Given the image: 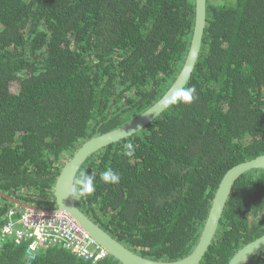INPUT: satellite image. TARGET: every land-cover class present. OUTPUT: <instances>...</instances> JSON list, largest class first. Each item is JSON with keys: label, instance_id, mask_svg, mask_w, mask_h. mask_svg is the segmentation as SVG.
<instances>
[{"label": "trees", "instance_id": "obj_1", "mask_svg": "<svg viewBox=\"0 0 264 264\" xmlns=\"http://www.w3.org/2000/svg\"><path fill=\"white\" fill-rule=\"evenodd\" d=\"M206 10L183 88L195 87L194 101L171 104L94 153L77 177L93 174L95 192L73 191L86 216L151 259L191 253L225 172L264 154V0H207ZM194 15V0H0V192L54 207L57 163L165 93L187 55ZM129 142L133 158L123 155ZM108 167L118 184L100 179ZM10 207L0 196V233ZM263 234L264 171L252 170L235 182L200 264H227ZM26 259L25 243L0 234V264H121L109 256L91 263L61 246ZM248 264H264V251Z\"/></svg>", "mask_w": 264, "mask_h": 264}, {"label": "water", "instance_id": "obj_2", "mask_svg": "<svg viewBox=\"0 0 264 264\" xmlns=\"http://www.w3.org/2000/svg\"><path fill=\"white\" fill-rule=\"evenodd\" d=\"M194 4L195 17L192 24L193 31L190 45L183 65L169 88L149 108L128 123L83 141L72 153L71 157L61 166L55 181L53 192L56 207L55 212L70 216L83 232L109 254V257L116 259L121 264H200L202 258L205 256L204 254L208 251L218 233L219 223L235 182L249 171H264L263 154L238 163L225 172L214 193L198 243L191 253L175 261L151 259L131 251L76 206L73 189L78 172L85 161L97 151L144 129L169 108L171 104L165 99L170 97L172 92L183 89L190 80L200 56L207 16V0H194ZM0 196L23 209L37 210L2 192H0ZM262 251H264V234L234 252L227 264H248Z\"/></svg>", "mask_w": 264, "mask_h": 264}, {"label": "built area", "instance_id": "obj_3", "mask_svg": "<svg viewBox=\"0 0 264 264\" xmlns=\"http://www.w3.org/2000/svg\"><path fill=\"white\" fill-rule=\"evenodd\" d=\"M35 208L37 210L19 209L18 206L10 208L0 233L2 237L13 238L17 245L25 243L28 263L38 251L56 246L65 247L77 258L91 263L109 256L70 216L55 210Z\"/></svg>", "mask_w": 264, "mask_h": 264}, {"label": "clouds", "instance_id": "obj_4", "mask_svg": "<svg viewBox=\"0 0 264 264\" xmlns=\"http://www.w3.org/2000/svg\"><path fill=\"white\" fill-rule=\"evenodd\" d=\"M196 89L195 87H189L185 89H179L170 95L167 100L170 104L184 103L191 104L195 99ZM123 155L127 158H133L135 156L134 145L129 142L123 145ZM95 179L93 174H86V172L79 175L75 180V187L73 189L77 198H87L95 192ZM100 179L105 184L115 185L120 181V175L114 171L111 167H108L102 172ZM34 207V206H31ZM35 208V207H34Z\"/></svg>", "mask_w": 264, "mask_h": 264}, {"label": "rangeland", "instance_id": "obj_5", "mask_svg": "<svg viewBox=\"0 0 264 264\" xmlns=\"http://www.w3.org/2000/svg\"><path fill=\"white\" fill-rule=\"evenodd\" d=\"M73 151H74V150H73ZM73 151H72V152H73ZM71 154H72V153H70L69 155H67V156L65 157V159H64L63 161H60L59 163H57V165L61 167V166H62V165H63V164H64V163H65V162L71 157V156H70ZM43 206H44V207H47V208H49V209L52 208V205H51L50 203H46V204H44Z\"/></svg>", "mask_w": 264, "mask_h": 264}, {"label": "bare ground", "instance_id": "obj_6", "mask_svg": "<svg viewBox=\"0 0 264 264\" xmlns=\"http://www.w3.org/2000/svg\"><path fill=\"white\" fill-rule=\"evenodd\" d=\"M8 196H9V195H8ZM9 197H11V196H9ZM11 198H12V197H11ZM13 199H15V198H13ZM7 202L11 203L10 201H7ZM53 202H54V207H55V199H54V198H53ZM11 204H12L13 207H14V206H17V205H15V204H13V203H11ZM27 205H28V204H27ZM54 207H53V205H52V208H54ZM10 208H12V207H10ZM10 208H9V209H10ZM52 208L49 209V208L43 206L40 210H43V211H52V210H56V207H55V209H52ZM9 209H8V210H9Z\"/></svg>", "mask_w": 264, "mask_h": 264}]
</instances>
